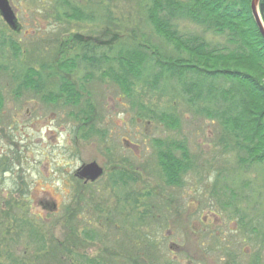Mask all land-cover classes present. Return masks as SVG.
Listing matches in <instances>:
<instances>
[{
    "label": "rangeland",
    "instance_id": "1",
    "mask_svg": "<svg viewBox=\"0 0 264 264\" xmlns=\"http://www.w3.org/2000/svg\"><path fill=\"white\" fill-rule=\"evenodd\" d=\"M8 1L21 31L0 17V264H264V167L238 160L243 141L190 108L171 79L152 89L143 77L126 95L102 78L104 64L79 59L87 42L94 58L140 44L175 58L146 21L149 0ZM176 30L223 44L189 21ZM60 53L77 57L65 76L54 66ZM27 69L41 72V88L15 97ZM61 78L83 86L77 106L47 100ZM86 97L93 109L82 117ZM156 141L186 145L180 187L165 184ZM92 162L104 173L85 185L74 173Z\"/></svg>",
    "mask_w": 264,
    "mask_h": 264
},
{
    "label": "trees",
    "instance_id": "2",
    "mask_svg": "<svg viewBox=\"0 0 264 264\" xmlns=\"http://www.w3.org/2000/svg\"><path fill=\"white\" fill-rule=\"evenodd\" d=\"M250 1L149 0L146 21L157 36L173 46L175 58L164 57L147 44L121 49L111 59L105 55L94 58L87 42L80 46L79 59L87 64L93 61L98 70L104 64L102 78H108L126 95L132 93L133 82L143 77L152 89L165 78L171 79L185 95L190 108L216 121L230 138L243 141L237 143L238 154H243L238 156L240 162H254L264 167V40L252 17ZM259 12L263 17L264 0H260ZM66 16L76 21L86 20L81 12H70ZM178 21H189L205 33L223 38V44L208 43L195 33H178ZM148 49L153 50L150 55H146ZM62 58L55 61V68L61 73H72L77 67V57ZM50 70L48 67L47 71ZM42 77L41 72L27 69L14 96H20L22 90L37 93ZM90 80L88 74L83 77L84 83ZM221 82L226 86H218ZM83 92V86L77 89L68 79L61 78L58 92L47 100L64 98L65 102L77 106ZM85 102L78 110L82 117L90 115L93 109L89 97ZM138 108L144 109L142 105ZM159 120L169 127L178 124L175 118L166 114H161ZM89 132L83 139L90 137L92 133ZM154 148L165 184L180 187L191 168L186 145L156 141ZM116 177L120 179V175H115L114 180Z\"/></svg>",
    "mask_w": 264,
    "mask_h": 264
},
{
    "label": "water",
    "instance_id": "3",
    "mask_svg": "<svg viewBox=\"0 0 264 264\" xmlns=\"http://www.w3.org/2000/svg\"><path fill=\"white\" fill-rule=\"evenodd\" d=\"M260 0L250 1V10L254 19L255 25L264 40V14L261 17L259 12ZM0 17L8 27L15 33H20L21 25L19 24L15 13L12 11L8 0H0ZM103 176V169L99 167L95 162L81 165L76 171L75 177L82 180L85 184L90 182L93 183Z\"/></svg>",
    "mask_w": 264,
    "mask_h": 264
},
{
    "label": "flooded vegetation",
    "instance_id": "4",
    "mask_svg": "<svg viewBox=\"0 0 264 264\" xmlns=\"http://www.w3.org/2000/svg\"><path fill=\"white\" fill-rule=\"evenodd\" d=\"M94 49V50H93ZM98 52V49L96 48V50H95V48H92V50H91V53L93 54V53H97ZM61 56H62V54L60 53L59 54V56H58V58L55 60V61H57V60H59L60 61V58H61ZM89 64H92L91 62H89ZM96 65V64H95ZM55 66V65H54ZM52 69H53V67H51V71H52ZM56 69V68H55ZM57 70V69H56ZM96 70H97V68H96ZM58 71V70H57ZM60 72V71H59ZM64 76L66 75V73H62ZM91 79H92V77H91Z\"/></svg>",
    "mask_w": 264,
    "mask_h": 264
}]
</instances>
